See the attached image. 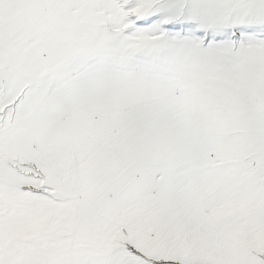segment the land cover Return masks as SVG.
<instances>
[{"label":"snow or ice","instance_id":"6c2138e0","mask_svg":"<svg viewBox=\"0 0 264 264\" xmlns=\"http://www.w3.org/2000/svg\"><path fill=\"white\" fill-rule=\"evenodd\" d=\"M0 264H264V0H0Z\"/></svg>","mask_w":264,"mask_h":264}]
</instances>
